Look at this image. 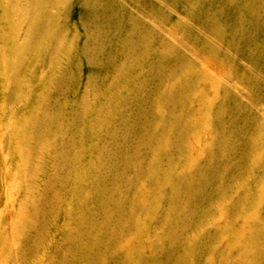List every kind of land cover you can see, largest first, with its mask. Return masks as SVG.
I'll use <instances>...</instances> for the list:
<instances>
[{"label": "rangeland", "instance_id": "374dc122", "mask_svg": "<svg viewBox=\"0 0 264 264\" xmlns=\"http://www.w3.org/2000/svg\"><path fill=\"white\" fill-rule=\"evenodd\" d=\"M114 1L0 0V264H264V13Z\"/></svg>", "mask_w": 264, "mask_h": 264}, {"label": "bare ground", "instance_id": "6f19581e", "mask_svg": "<svg viewBox=\"0 0 264 264\" xmlns=\"http://www.w3.org/2000/svg\"><path fill=\"white\" fill-rule=\"evenodd\" d=\"M38 1V0H36ZM90 1H94V2H99L101 3L103 0H90ZM171 2V4H175L174 0H169ZM33 2V0H32ZM105 4L108 6L109 4H111L112 2L114 3V0H104ZM37 3V2H36ZM117 5H119L118 3H116ZM36 6L35 4H32V6ZM93 6V5H92ZM26 7V6H25ZM178 7V6H177ZM27 8V7H26ZM29 9V8H28ZM31 12V11H28ZM264 13V0H260V3L255 2V1H250V0H239V7H238V13L236 14V19L237 22L235 23L237 28H236V35L235 38L237 37H243V34L245 33V31L243 29H249V28H254L256 29V31L261 30L263 25L260 21L261 15ZM119 17L118 15H116V18ZM119 22V21H118ZM248 25H250V27L246 28ZM110 36H108L106 39L105 38H101V37H96L94 39V42L96 40V43L98 44V47H101L106 43V41L111 42L113 39H115V35L113 34V31L110 32L109 34ZM149 36L145 38V41H148ZM126 44L132 45L133 43L131 42V39H127L126 40ZM147 48V47H146ZM140 86V85H139ZM144 86V85H143ZM138 101V100H137ZM99 102V101H98ZM100 105V104H98ZM134 111V110H133ZM135 112V111H134ZM141 113V112H140ZM125 115V114H124ZM233 121V120H232ZM141 130V128H140ZM142 131V130H141ZM140 131V132H141ZM139 132V131H138ZM136 133V132H135ZM229 133V132H228ZM230 134V133H229ZM256 133H254L255 135ZM237 145V144H236ZM125 146V144H124ZM127 147V145H126ZM135 147V146H134ZM128 148V147H127ZM138 148V146H137ZM128 152V151H127ZM132 152V151H131ZM125 153V152H124ZM133 153V152H132ZM142 154V153H141ZM132 158V157H131ZM120 160V159H119ZM124 168V167H123ZM124 171V170H122ZM115 174V173H114ZM185 177V176H184ZM116 183V182H115ZM119 194V193H118ZM110 203V202H109ZM114 204V203H113ZM110 205V204H109ZM111 208V207H110ZM109 208V209H110ZM118 208V207H117ZM116 208V210H117Z\"/></svg>", "mask_w": 264, "mask_h": 264}]
</instances>
